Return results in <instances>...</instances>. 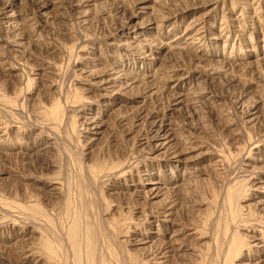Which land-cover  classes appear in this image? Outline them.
<instances>
[{"label":"rangeland","instance_id":"1","mask_svg":"<svg viewBox=\"0 0 264 264\" xmlns=\"http://www.w3.org/2000/svg\"><path fill=\"white\" fill-rule=\"evenodd\" d=\"M3 1L0 0V4ZM84 1L88 5L80 9L68 3L53 12L50 7L49 13L36 18L37 24L30 18L18 30H0V173L5 176L4 180L0 179V213L3 215L0 223V246L3 247L0 248L10 251L7 245L11 246L15 231L25 224L24 230L32 237V246L36 251L40 248L43 256L53 264H156L146 254L171 239H177L178 243L170 245L169 241L165 245L171 246L166 254L168 257L160 259H168L170 264H240L246 259L250 260L248 263L264 264V257L258 259L260 249L256 244L259 241L252 238L260 237L261 245L264 244V203H256L264 201V182H261L264 181V2L170 0L168 4L152 0L148 3L149 13L138 18H131L132 11L136 10L134 0L132 7L127 8L128 19L138 26L142 25L140 21L144 17L153 20L161 17L158 24H164L160 29L154 26L149 32L139 29L141 34H134L137 38L146 37V33L161 37L165 31L171 39L170 24L178 28L174 31L178 34L194 19L205 20L207 48L221 51V56L218 53L204 55L209 65L201 68L209 69L225 56L228 58L224 61L232 65L223 68L217 75L219 78L207 83L199 78L184 86V93L198 85L206 92L214 86L217 95L214 99H200L201 110L205 108V112L200 111L204 120L201 118L199 125H188V131L183 133L172 125L183 141L181 144L195 147L187 158L194 156L196 159L183 163L173 161L170 165L160 157H153L144 148L146 145L139 144L137 132L127 134L122 124L130 123L129 118L138 109L151 110L158 101L166 100V94L173 91L169 84L171 79L163 77L162 71L157 72L156 76L161 77L159 85L164 86L160 94L132 100L129 95L143 93L145 84H139L128 92L129 95L117 96L113 87L105 90L99 84H92L91 75L83 79L79 69L86 65L87 57L96 58L93 61L98 64L95 70L109 69L112 64L119 66L120 63L121 70L133 72L134 57L139 61L145 54L140 49L122 50L118 44L124 39L120 41L109 34L118 17L108 0H79ZM30 3L29 0L17 3L21 5L17 8L26 9ZM192 4L195 8L185 18L170 15V20L165 21L162 17L174 7ZM243 8H247L249 17ZM82 13L90 19L83 22ZM234 18L237 20L232 21ZM19 32L31 35L29 43L19 46L16 35ZM33 32L41 36L38 43L34 41ZM179 62L187 67L191 64L189 60ZM137 65L141 67L142 64ZM183 73L194 76L186 71ZM229 78L235 79L232 86L225 83ZM248 83L250 87L244 104L260 101L263 115L262 121L255 125L247 121L244 110L234 102L236 98L230 97L235 86ZM92 92L95 97H91ZM221 95L230 99L224 100ZM91 108L99 110L100 118L106 123L104 136L94 143L87 139L90 135L84 119L94 114L86 112ZM170 113L174 120L181 118L180 108ZM123 115L128 119L120 124L118 120ZM43 144H51L50 158L32 154ZM217 160L221 161L220 167L214 166ZM192 161L194 165H186ZM146 170L168 181V188L157 198L158 202L145 193L149 189L145 184ZM47 177L49 180L53 177L54 181L56 178V181L51 179L50 182ZM54 185L61 192L57 190L59 195L49 200V189ZM168 200L177 205L170 216L176 221L173 227L183 225L184 230L188 228V232H193V237L173 238L168 219L159 220L162 215L155 210ZM20 220L23 223L27 220V223ZM74 225L78 226L76 236L79 239L69 233ZM138 240L148 243L136 246ZM179 241L190 246L193 255H182ZM235 243L242 245L236 257L232 253ZM45 244H51L50 251L44 250ZM12 253L9 252L15 260L16 254Z\"/></svg>","mask_w":264,"mask_h":264},{"label":"bare ground","instance_id":"2","mask_svg":"<svg viewBox=\"0 0 264 264\" xmlns=\"http://www.w3.org/2000/svg\"><path fill=\"white\" fill-rule=\"evenodd\" d=\"M24 1H26V0H5L0 4V30L6 31L8 29L12 30L15 28L18 30L20 25L22 23L24 24L26 21H30V18H32V20H35L34 21L35 23L33 22V24H37V21H39V20H36V18L39 17V15L44 16L46 13H49V12H47V10L50 7H51L50 11L53 12V10L55 8H64V4H66V3H68L69 5H73V7H75L76 9H80V7L86 6L85 4L87 3V1L86 2L85 1L79 2V0L78 1H74V0L62 1V0H59L60 2L59 1H50V0H29V2H31L29 7L26 9L19 10L20 9L19 7L21 5H17V3L22 4ZM88 1L92 2L93 0H88ZM108 1L110 2L111 6H113L112 10L116 11V17H118L117 22L115 23V25H113L114 27L109 31V34L117 36V38L120 39V41L122 39H124V40H122L123 42H119V44H118V46H122V50H124V49L128 50L130 48H134L136 50L140 49L145 54L143 55V58L140 59L139 61L136 59V57H134L135 65L133 67H131L133 72H131V71L129 72L126 69L121 70L120 69L121 67H119V66H121L120 63L118 64L119 66L112 64V68H109V69L95 70L94 67L98 66V64L94 63L93 61H95L96 58L87 57V58H85V59H87V63H85L86 65H84L85 68L82 66L79 69V71L83 74V79H87V77L89 75H91L89 77L90 78L89 80H91L92 84H94V85L99 84L98 86L102 87L105 90H107L110 87H113V89L115 88V91L113 93L117 96L129 95L128 92L132 91L135 87H138L139 84H140V86L141 85L143 86L145 84L143 93H136L137 95L136 94L129 95V98L132 100V99H135L137 97H142V96L147 97L146 95L149 96V94H160V92L164 89V86L159 85V80H161L160 79L161 77H159V76L157 77L156 75H157V72L162 71V73L164 75L163 77H165L167 80L171 79V81L169 83V84H171V86L169 84H168V86H170V88H172L173 91L166 94L165 98H167V99L164 100L163 102L159 103V101H158V104L156 102L157 106H154L153 109H151V110L150 109H148V110L147 109H138V111H136L135 115L134 116L132 115V118H129L128 122H130V123L122 124V126H125L124 130H125V132L126 131L128 132L127 134L137 132V134H138L137 138L139 139V140L138 139L137 140L140 142L139 144L146 145V147H144V148H147L149 153L151 155H153V157H157V158L160 157V160L165 162V163L168 162L170 164L173 161L178 162V163H183V162H188L190 160H195L196 157H194V156H190L187 158V155L190 154V152L193 151V149L195 147L181 144L183 141L181 142L182 139L179 136H177L176 132H174V128L172 127V125L174 124L177 127V129L180 130L179 131L180 133L181 132L183 133L184 131H188V127H189L188 125H191L193 123H198L202 118L201 117L202 110H203V112H205L204 111L205 108L201 110L200 99H203V98H208V99L213 98L214 99L215 98L214 96H215V94L217 95V92H216L214 86H213V89L208 90V92H206V90L203 87H199V85H198V88H194L191 91H186L185 93L183 92V89L185 88L184 87L185 85L189 84V81H193V80H197L199 78H202V82L204 81L207 83V81L213 80L216 77L219 78V76H217V75L220 71L224 70L223 68H227L229 66H232V65H228L224 61L228 57L226 58V56H225L222 60L215 62V64H214L215 66H213V65L211 66L213 68H211V67L209 69L201 68V67L205 68V65H209V63H205L206 60L203 59L204 55L205 56H211V55H216L218 53L221 56V53H220L221 51L217 52L212 47L207 48L208 47L207 43L204 40V38L206 37V31L204 30L205 26H206L205 25L206 21L203 19L202 20L194 19L193 21H191L189 27H187V29L185 31L180 32L178 34H175V32H176L175 30H177L178 28L175 27V25L173 23H172L173 25L170 24L169 25L170 29H168V31L172 32L173 37L171 39H169L170 34L165 33V31L163 33V36H161V37H158L157 35H154L153 33H146L147 34L146 37L137 38V36L135 37L134 34L137 33L139 29L143 30L144 32H149V31L153 30L154 26L156 28L160 29L161 28L160 26L164 25V24H158V22L161 20V17L160 18L157 17L156 20H153V18L152 19H146V17H144L140 21V23L142 24L141 25L142 27H141V26L136 25L137 23H133V21H131V19H128V17H127V16H129L126 13L128 11L127 8H129V5H131V7H132L133 4H131V3H133L132 2L133 0H108ZM151 1L152 0H134V2L136 4V6H135L136 10L132 11V17L131 18H138V17L143 16L144 14L147 15L149 13L148 12L149 9L151 8V6H149L148 3H150ZM169 1L170 0H160V2H164V3H168V4H169ZM259 1L264 2V0H259ZM197 4L198 3H196V5ZM87 5H88V3H87ZM175 8L176 7L170 9L169 11H172V12H170L167 16H162V17H164L165 21L170 20V17H169L170 15H173L175 18L183 15V18H185L187 15L190 14L191 11L194 10L195 6L192 4L190 7L184 6L183 8H176V9ZM246 10H247V8H243L245 15L248 16L249 14H247V13H249V11L247 12ZM80 11H82V10H80ZM57 16H59V15H57ZM81 17L83 19L82 20L83 22L88 21L90 19V18L88 19L87 15H84L83 13H82ZM235 20H237V19H235V18L232 19V21H235ZM176 22H174V23H176ZM234 23H236V22H234ZM38 26H40V25H38ZM172 26H173V28H172ZM21 27H22V25H21ZM33 28H34V26H33ZM35 28H36V26H35ZM21 30H23V29H21ZM25 31H27V29ZM30 31H32V30H30ZM138 33L141 34V32H138ZM25 34L24 33L21 34V32L16 34L19 36L18 37L19 46L25 45L26 42L29 43V41H30L29 37L31 35L26 36L27 34L26 35ZM33 35L36 36V38H34L36 40H34V39L33 40L38 43L39 40L41 39V36L40 35L37 36L34 32H33ZM186 36H187V38H186V40H184ZM130 38L134 39V40H130ZM165 38H166V41L164 40ZM215 38H216V40L222 41L220 39V37H215ZM141 46H144V48H141ZM207 50L210 52H207ZM136 52L138 53V51H136ZM138 55L142 56L140 53H138ZM163 56L166 57L165 62H167V60L170 59L168 63H165L163 61V59L165 58V57L162 58ZM186 60H189L190 63L192 64V66H191V64L187 63L188 66L190 65V67H187V66H183L180 63L181 61H186ZM201 60L204 61V64L201 63ZM178 61H180L179 62L180 65L177 63ZM137 64H142V65H141V67H139ZM148 64L153 66V68H151ZM163 64L167 65V66H164ZM183 64H184V62H183ZM155 66H158V67L156 68ZM161 66H162V69H161ZM46 68H50V67L46 66ZM86 68H89V69L86 70ZM50 70H51V68H50ZM184 71H186L188 74H190V73L194 74L193 78H192V75L190 76V75L183 73ZM51 72L53 73L52 70H51ZM261 76H262V74H261ZM227 79H228V77H227ZM233 80H235V79L229 78V80H225V83L228 86H232ZM93 81H95V82L93 83ZM210 84L213 85L212 82ZM235 87H237V88L234 89V91L232 92L230 97L236 98L234 100V102L237 103L239 105V107L244 110V115L246 116L247 121L249 123H251L253 125L258 124L260 121H262L261 118L263 117V115L260 111L261 106H259L260 101L254 100L253 102H250V105H248V104H244L245 101L243 100L244 96L248 92V89L250 87V83L242 85V86H235ZM201 88H203L204 90ZM228 90H230V89L228 88ZM92 93H93V95H91V97H95L96 94H94V92H92ZM208 93H210L211 95L210 94L208 95ZM143 94H145V95H143ZM221 96L224 100L227 97L225 95H221ZM113 99L115 101V99H117V98L114 97ZM226 99H230V98H226ZM176 108H180V115L181 116L180 115L179 116L181 118H179L178 120H174L171 116L172 113H170V110H175ZM90 111L93 112L94 114H92L89 117L84 116V119L86 121V124L88 125V126H86L87 132L90 135V136H88L87 139L89 140V142L94 143V142L98 141L99 139H101L102 136H104V134H105L104 132L106 131L105 130L106 123H105V120L100 118L101 113L99 110H96L95 108H91V109H88L86 112H90ZM86 112H84V113H86ZM127 119H128V117L123 115V116L119 117V120L118 119L117 120H118V123L121 124V123H125V121ZM132 119H133V121H132ZM143 124H144V126H143ZM198 125H199V123H198ZM194 128H196V127H194ZM0 131H1V129H0ZM185 144H186V142H185ZM90 147H92V145ZM36 149H37V151L32 152V154L36 153L37 156L38 155H41V156L44 155V157L47 159L49 157L51 144H43V146L38 145L36 147ZM31 156L33 157V155H31ZM213 163H214V166H217V167L219 165H222L220 160L214 161ZM194 164H195L194 161H192L190 163H187L186 165L191 166ZM2 174L3 173H0L1 181L4 180V177H5V176H2ZM144 174L147 175V182L145 184L149 185V189L145 193L149 199L153 200L154 202H158L157 198L163 196L166 188H168V187H166V185L168 184V181L165 180V178L162 175H158V173H153V172L150 173V172H148V170H146V172H144ZM49 178H48V180H49ZM8 179H9V177H8ZM55 181H56V178H55ZM261 182H264V181H261ZM56 186L54 185V187H52V189L51 188L49 189V190H51V193L49 192L50 196H48L49 200H51L55 195H59L58 191H60L61 189L58 190V187H56ZM169 199H170V197H169ZM256 203L262 204V203H264V201L260 200V201H257ZM163 204H164L163 206L157 207L155 211L158 212L160 215H162V216H160L159 220H162V217H166V219H168V220H166V222L170 223L169 230L173 231L172 237L174 238V236L179 237L182 235L191 236L193 234V232L192 233L188 232L189 231L188 228H187V230H184L183 225H181L180 228H174L173 227L174 222H176V221L174 220V218H172V217L170 218V216L173 215L174 211L176 210V206H177L173 202V200H168V202L166 204L165 203H163ZM158 205H159V203H158ZM1 206H0V208H1ZM3 214L5 215V213H3ZM2 216L3 215H1V213H0V223L3 222V221L1 222ZM174 216H175V214H174ZM29 222L30 221H28V223ZM34 222H33V224H34ZM20 226H21V229L16 230L14 235H13L14 236L13 237L14 242L11 243V246L7 245V247H10L9 249H11V250L7 251L5 248H3V249L0 248V264H27V263L28 264H53L51 261L47 260L43 256V251L40 248L37 247V251H36L35 247L32 246L33 240H32V237H28V234H26L27 231L24 230L25 224H24V226H22V225H20ZM32 227L34 228V226H32ZM74 227L75 228L70 230L69 233H70V235L72 234V235L76 236V235H78V226L74 225ZM39 228H40V226H39ZM70 228H72V227H70ZM30 234H33V232L30 231ZM67 235H69V234H67ZM72 235H71V237H72ZM45 236H47V233ZM49 236H50V233H49ZM193 236L194 235H192V237ZM250 237H252V236H250ZM77 238L79 239V236ZM149 238H150V236H149ZM252 238H256L253 241H256V240L259 241L258 242L259 244H256V246H258V248L260 249L259 257H258V259H260L261 257H264V244L261 245L262 241L259 239L260 237L257 238L255 236ZM48 239H49V237H48ZM73 239H75V237H73ZM171 240H169L170 245L173 244L174 242H177L176 241L177 239H175V241H173L174 239H171ZM52 241H54V240H52ZM169 241H167V243H169ZM179 242H180V244L178 245V247H179L178 249L183 252V254L182 253H180V254L184 255V253H185V255H188V254L193 255V250H192V248H190V246H186V245L182 244L181 241H179ZM35 243L37 244V242H35ZM147 243H148V241L144 242V240H142V241L138 240V243L136 244V246L145 245ZM54 244H55V242H54ZM78 244H79V242H78ZM166 244L165 243H164V245L160 244V246L158 245V247L156 249L153 248L154 250L151 253L146 254V257H148V258L150 257L149 260H152V261L155 260L157 262L156 264H170V263H168L169 262L168 259L167 260H160L161 257H163V258L168 257L166 254L169 252V250H170L169 248L171 246L170 245L165 246ZM241 246L242 245L240 243L239 244L235 243V252H232V253H235V257L240 255V254H238V250L240 249ZM0 247H3V246H0ZM46 249L48 251H50L51 250V244H45L44 250H46ZM11 251H13L12 254H16L15 260L13 258H11L10 254H9V252H11ZM50 255L51 254H49V257H50ZM175 255H177V254L175 253ZM52 259L54 261V258H52ZM233 259H235V258L233 257ZM248 261H250V260L246 259V260H244V262L242 261L240 264H255V263H251V262L248 263ZM153 263H155V262H153ZM54 264H57V263H54Z\"/></svg>","mask_w":264,"mask_h":264}]
</instances>
